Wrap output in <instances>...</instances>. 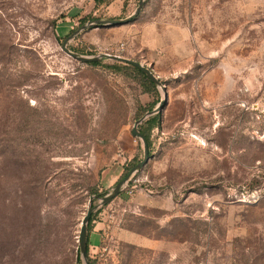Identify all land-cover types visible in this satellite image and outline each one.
Masks as SVG:
<instances>
[{
	"label": "rangeland",
	"instance_id": "374dc122",
	"mask_svg": "<svg viewBox=\"0 0 264 264\" xmlns=\"http://www.w3.org/2000/svg\"><path fill=\"white\" fill-rule=\"evenodd\" d=\"M141 1L0 0V264H264V0Z\"/></svg>",
	"mask_w": 264,
	"mask_h": 264
},
{
	"label": "water",
	"instance_id": "95a60500",
	"mask_svg": "<svg viewBox=\"0 0 264 264\" xmlns=\"http://www.w3.org/2000/svg\"><path fill=\"white\" fill-rule=\"evenodd\" d=\"M144 4H145V0H142L141 3L139 4L137 10L131 16H129L125 19H96V20L90 21V23L91 24H98V25H102V24L103 25H119V24H123V23H128L131 20H133L141 12ZM84 27L85 26L79 27L73 34H71L70 36H67L62 43V48L70 56H72L73 58H75L81 62H93V61L102 60L103 58H108V59H112V60H117V61L129 63V64H132V65L138 67L154 84L162 85L160 78L154 73V71L150 67L142 64L140 61L130 59L127 57H123L120 55L109 54V53H104L102 55H97V56H87V55H83V54H80L78 52L72 51L68 47V42L70 41V39L75 34H77L82 29H84ZM162 87L165 91V96H167V90L165 89L166 87L164 85H162ZM163 101H164V99L161 100V102L159 103V105L155 109H153L152 111H149L147 113V115L142 116L140 119H138L135 122L133 129H132V133H133V135L142 139V141L144 143V157L135 166H133L122 179H120L113 186V189L110 193H108L107 195H105L102 198L103 203H108L112 199H114L116 196H118V194L124 189V187H126L128 185L130 179L138 171H140L146 165V163L149 161L150 153H149L148 142H147V139L145 138L144 134L140 131L139 125L146 119L147 116H150V115H153V114L160 112L162 105H163ZM93 200H94V196H92L90 198V202L92 203ZM92 212H93V207H89L85 217L82 220V226H81V230H80V236H79L80 240L79 241H80V252L83 256H87V231H88V224H89L91 216H92ZM87 264H91L90 261H87Z\"/></svg>",
	"mask_w": 264,
	"mask_h": 264
},
{
	"label": "trees",
	"instance_id": "16d2710c",
	"mask_svg": "<svg viewBox=\"0 0 264 264\" xmlns=\"http://www.w3.org/2000/svg\"><path fill=\"white\" fill-rule=\"evenodd\" d=\"M88 64H91V65H99L101 64L102 62L100 60L98 61H93V62H87ZM112 67L117 69V70H123V69H132L133 71L137 72L138 74H140L147 82L150 83L151 86H154V83L136 66L132 65V64H129V63H125V62H121V61H115L114 64H112ZM147 123H149V131L151 129H153L154 127H156V121H155V118H150ZM141 132L144 134L145 138L147 139V142H148V146H149V151H150V145H151V140H150V135L149 133H146L144 130H141ZM150 153V157H151V152ZM140 161V160H139ZM137 161V163L139 162ZM136 165V164H135ZM132 164V166H129L128 164H124L123 167H124V172L121 176V178H123L127 173L128 171L133 167L135 166ZM92 217V216H91ZM91 220V219H90ZM89 231H87V241L89 242ZM89 251V243L87 244V253ZM91 264H95L94 261L92 260H89Z\"/></svg>",
	"mask_w": 264,
	"mask_h": 264
},
{
	"label": "crops",
	"instance_id": "0c3cea01",
	"mask_svg": "<svg viewBox=\"0 0 264 264\" xmlns=\"http://www.w3.org/2000/svg\"><path fill=\"white\" fill-rule=\"evenodd\" d=\"M123 172H124V167L118 165L117 166L115 165L107 170L104 178H107L108 181L110 180L112 181L109 187L113 186L118 181V179L122 176ZM99 238L100 236L96 231L91 232L90 240L96 241Z\"/></svg>",
	"mask_w": 264,
	"mask_h": 264
},
{
	"label": "built area",
	"instance_id": "2783aa9c",
	"mask_svg": "<svg viewBox=\"0 0 264 264\" xmlns=\"http://www.w3.org/2000/svg\"><path fill=\"white\" fill-rule=\"evenodd\" d=\"M130 192V191H129Z\"/></svg>",
	"mask_w": 264,
	"mask_h": 264
}]
</instances>
